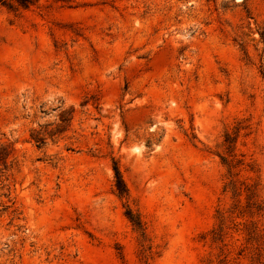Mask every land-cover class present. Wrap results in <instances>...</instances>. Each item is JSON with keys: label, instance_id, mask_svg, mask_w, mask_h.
I'll return each mask as SVG.
<instances>
[{"label": "rangeland", "instance_id": "obj_1", "mask_svg": "<svg viewBox=\"0 0 264 264\" xmlns=\"http://www.w3.org/2000/svg\"><path fill=\"white\" fill-rule=\"evenodd\" d=\"M32 1L0 3V264H264V0Z\"/></svg>", "mask_w": 264, "mask_h": 264}, {"label": "trees", "instance_id": "obj_2", "mask_svg": "<svg viewBox=\"0 0 264 264\" xmlns=\"http://www.w3.org/2000/svg\"><path fill=\"white\" fill-rule=\"evenodd\" d=\"M17 2L19 5L23 6V7H27L28 5L32 4V0H0V3L4 4V5H11V2ZM9 147L6 146V145H2L1 146V150H0V165H3V169L6 170L7 168V159L10 155V152H9ZM115 170V176H116V180H117V188H118V191H119V194L121 196H124V195H127V189H126V186L123 182V179L121 177V174L118 170V167L115 166L114 168ZM127 216L128 218L134 222L137 226H141V222L139 221V219H135V216L132 214V212L129 210L127 212Z\"/></svg>", "mask_w": 264, "mask_h": 264}]
</instances>
